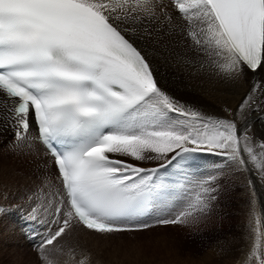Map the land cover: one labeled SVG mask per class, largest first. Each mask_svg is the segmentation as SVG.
Segmentation results:
<instances>
[{
    "label": "snow or ice",
    "instance_id": "1",
    "mask_svg": "<svg viewBox=\"0 0 264 264\" xmlns=\"http://www.w3.org/2000/svg\"><path fill=\"white\" fill-rule=\"evenodd\" d=\"M161 64L189 86L256 79L217 116L177 98ZM253 113L264 121V0H0V132L12 133L13 154L51 161L28 199L48 189L54 202L24 210L30 222L51 212L56 225L37 245L43 264L77 226L106 238L199 227L230 166L264 181ZM201 154L223 167L190 180ZM252 197L241 264H264V206ZM10 209L0 204V216ZM83 256L77 264H90Z\"/></svg>",
    "mask_w": 264,
    "mask_h": 264
},
{
    "label": "rangeland",
    "instance_id": "2",
    "mask_svg": "<svg viewBox=\"0 0 264 264\" xmlns=\"http://www.w3.org/2000/svg\"><path fill=\"white\" fill-rule=\"evenodd\" d=\"M190 92L186 90L181 94L188 100L185 101L186 103L191 105L194 102L193 104L203 111L221 116L220 108L205 105ZM6 134L7 132L4 134L0 132V204L10 205L11 209L7 214L0 216V264H43L39 259L38 251H34L26 240L25 224L20 225L17 219L21 215L24 216V210L30 203L39 205L41 201L45 202L43 200L45 193L48 194V201L54 202L53 193L48 189L39 193L40 200H36L35 196L34 201L28 199L35 186L41 184V176L51 174L43 173L42 166H39L38 170L35 160H32L33 153L24 156L13 154L7 143L11 138H7L8 134ZM211 156L210 154L199 156L190 169V180L214 173L208 161ZM214 157L216 159L214 168L223 167L221 158ZM233 167L227 169L231 170ZM235 173L229 176L220 173V183L226 191L220 198L216 212L197 228L157 227L139 235L108 237L107 240L104 239L103 244L102 241L94 244L96 238L80 240V236L79 238L74 236L75 232H79L75 229L57 242L55 247L60 250L51 256L50 260L52 264H77L86 253L90 257V264H217V261L221 264H235V262L241 264V260L246 258L244 251L248 252L250 249L247 239L250 233L249 202L253 198L252 191H255L258 208L264 206V181L257 173L248 172L247 175L242 172ZM249 180L252 181L251 187L248 185ZM53 182L55 183L54 179ZM184 194L177 193V203ZM17 208H21V211H17ZM50 213L44 212V215ZM220 247L222 248V251L219 250L220 256L227 250L228 253L234 254V257L223 256L222 259L219 253L214 255L215 249ZM212 255L214 258H210Z\"/></svg>",
    "mask_w": 264,
    "mask_h": 264
},
{
    "label": "bare ground",
    "instance_id": "3",
    "mask_svg": "<svg viewBox=\"0 0 264 264\" xmlns=\"http://www.w3.org/2000/svg\"><path fill=\"white\" fill-rule=\"evenodd\" d=\"M161 71L166 73L165 79L162 82L166 84V87H168L177 96V98L181 99L184 102L188 101L186 98H183L181 96V94L186 92V90H190L191 91L190 93H193L194 95H196L198 97V100L203 102L205 105H210L211 107L216 106V107L220 108L221 116L227 115V113L224 112V109L226 107L231 108V109H235V107L240 102V99L242 98V94L247 91L250 81L252 79H256V77L249 76L248 79L242 81L241 85L235 89H233L229 86H226V85L214 83L211 80L197 81L193 85L189 86V83H188L186 78L183 80H181L180 78H177L175 80L173 79V76L176 75L175 69H172V68L165 69L163 67V65L161 64ZM179 76L182 77L183 74H179ZM249 123H250L249 126H251V127H248V134L250 136H252L255 140H258V141L264 140V121H261V119L258 117V115L253 113L252 116L249 118ZM240 124H241V129L243 131L244 121H240ZM214 156L215 155H212L208 159L210 166H212L213 168L216 167V159H214L215 158ZM32 160H35L37 166H42V163L44 164L45 162H47L49 164L51 163V161L49 159H47L43 153H33ZM250 167H251V165H250ZM213 168H212V170L215 171L216 168H214V169ZM22 169H24V168H22ZM235 172H237V174H239V173L241 174V172L246 173V175L248 174V172L237 170L235 168V166L231 170L226 169L225 172H223V174L226 176H229V175H235L236 174ZM28 173H30V172H28ZM251 173H256V170L253 169V171ZM237 176H239V175H237ZM29 180H31V179H29ZM258 191L259 190H257V192ZM33 201H34V199H33ZM78 230H79V232H75L74 236L75 237L78 236V238L80 236V240H82V239L83 240H92L91 238H96V241H93L94 244L97 243V241H98V243H100V241H102V244H103V241L105 242V240H107L106 237L93 235L89 231L83 230L80 226H79ZM132 234H137V233H129V235H132ZM247 242H248V244H250L249 235H248ZM56 244H57V242L53 246H55ZM244 246H246V245H244ZM104 247H106V245H104ZM249 248H250V246H249ZM220 249L222 251L221 247L219 249H215L214 255H217L219 253ZM221 251L218 254L219 257L224 256V255L220 256ZM244 252L246 253V256H247L250 254V249L248 250V252H247V250ZM214 255L210 256V258H214ZM233 255L234 254L229 252L227 256L234 257ZM216 263L221 264L220 261H217ZM235 264H236V262H235Z\"/></svg>",
    "mask_w": 264,
    "mask_h": 264
}]
</instances>
